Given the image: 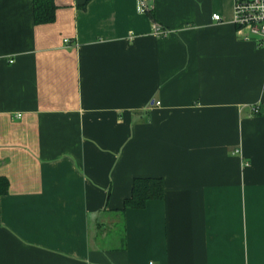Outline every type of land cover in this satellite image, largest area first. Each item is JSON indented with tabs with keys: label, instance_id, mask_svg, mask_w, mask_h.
<instances>
[{
	"label": "crops",
	"instance_id": "0c3cea01",
	"mask_svg": "<svg viewBox=\"0 0 264 264\" xmlns=\"http://www.w3.org/2000/svg\"><path fill=\"white\" fill-rule=\"evenodd\" d=\"M55 3L0 0V264H264V48L233 0ZM138 177L164 198L123 214Z\"/></svg>",
	"mask_w": 264,
	"mask_h": 264
},
{
	"label": "trees",
	"instance_id": "16d2710c",
	"mask_svg": "<svg viewBox=\"0 0 264 264\" xmlns=\"http://www.w3.org/2000/svg\"><path fill=\"white\" fill-rule=\"evenodd\" d=\"M55 0H33V14L35 24L52 23L56 18ZM148 14L152 15L151 10ZM8 180L0 177V198L8 191ZM165 182L162 178L146 177L134 178L130 196H128L119 210L124 214L126 209H144L150 200H161L164 198ZM122 232H124V227ZM121 248H125L124 234L120 237Z\"/></svg>",
	"mask_w": 264,
	"mask_h": 264
},
{
	"label": "built area",
	"instance_id": "2783aa9c",
	"mask_svg": "<svg viewBox=\"0 0 264 264\" xmlns=\"http://www.w3.org/2000/svg\"><path fill=\"white\" fill-rule=\"evenodd\" d=\"M233 22L238 30L245 31L244 37L254 41L256 45L264 48V0H233ZM152 10V0H137L136 11L147 14ZM214 20H219L220 15L214 14ZM155 32L158 36L167 34L158 23H155ZM65 43H69L66 39ZM258 112V109H254ZM21 116V115H18Z\"/></svg>",
	"mask_w": 264,
	"mask_h": 264
}]
</instances>
